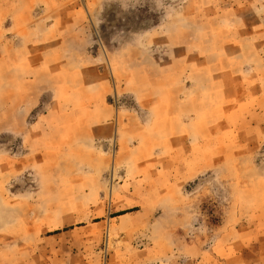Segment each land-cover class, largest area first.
<instances>
[{
    "label": "rangeland",
    "instance_id": "374dc122",
    "mask_svg": "<svg viewBox=\"0 0 264 264\" xmlns=\"http://www.w3.org/2000/svg\"><path fill=\"white\" fill-rule=\"evenodd\" d=\"M0 264H264V0H0Z\"/></svg>",
    "mask_w": 264,
    "mask_h": 264
},
{
    "label": "snow or ice",
    "instance_id": "6c2138e0",
    "mask_svg": "<svg viewBox=\"0 0 264 264\" xmlns=\"http://www.w3.org/2000/svg\"><path fill=\"white\" fill-rule=\"evenodd\" d=\"M243 7H244L243 5H240V8H241V9H242ZM235 23H236V26H237L238 28H244V26H245L244 21L241 20V19H239V18H237V19L235 20Z\"/></svg>",
    "mask_w": 264,
    "mask_h": 264
}]
</instances>
